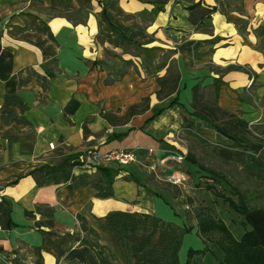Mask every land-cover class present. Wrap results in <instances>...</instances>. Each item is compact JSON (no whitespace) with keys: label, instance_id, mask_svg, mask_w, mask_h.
<instances>
[{"label":"crops","instance_id":"1","mask_svg":"<svg viewBox=\"0 0 264 264\" xmlns=\"http://www.w3.org/2000/svg\"><path fill=\"white\" fill-rule=\"evenodd\" d=\"M242 1L0 0V251L12 264H186L205 247L164 179L178 173L172 155L202 169L203 146L230 141L196 100L264 125V0ZM171 69L177 90L161 98ZM115 149L137 161L64 169Z\"/></svg>","mask_w":264,"mask_h":264},{"label":"trees","instance_id":"2","mask_svg":"<svg viewBox=\"0 0 264 264\" xmlns=\"http://www.w3.org/2000/svg\"><path fill=\"white\" fill-rule=\"evenodd\" d=\"M262 45L264 49L263 41ZM179 78L180 74L173 69L169 75L157 77L158 96L167 97L176 92ZM194 90L197 92V87ZM194 106L209 117V125L223 126L228 130L229 142L204 145L203 149L206 152L204 162L207 164L204 166L212 171V175L205 176V188L214 193L217 199H221L223 204H227L229 215L231 213L232 217L230 226L223 217L214 215L209 207L197 213V234L205 247L199 250L191 248L186 264H190L194 255L204 259L205 264H264V173L238 167V163L251 151L264 162V125L253 126L236 113L222 109L216 103H198L196 100ZM134 111L136 107L131 109L132 113ZM245 137L254 138L258 145L256 150H252ZM88 152L69 157L64 169L84 165L86 162L82 160V156ZM222 166L227 170H221ZM91 167L101 172H112L104 168L103 164H91ZM217 174L229 178L234 188L223 187ZM238 175L242 176V180H238ZM245 186L246 188H243ZM234 228L236 230H233Z\"/></svg>","mask_w":264,"mask_h":264},{"label":"rangeland","instance_id":"3","mask_svg":"<svg viewBox=\"0 0 264 264\" xmlns=\"http://www.w3.org/2000/svg\"><path fill=\"white\" fill-rule=\"evenodd\" d=\"M226 2L229 5L228 6L229 9H231L232 7H235L237 9V11H244L242 0H226ZM263 33H264V31H263ZM259 47L263 48V45H261V46L259 45ZM153 55H154V53H153ZM248 140L254 141V138L250 137V138H248ZM227 142H228V140H226V139H223V140L221 139L220 141H218V143H221V144H224V143L226 144ZM191 144H194V145H191ZM189 145L192 146V149H194V151L200 150V148H197V146H198L197 141H193V142L189 143ZM189 151H192L191 148ZM106 153H103V154H106ZM193 153H195V152H193ZM103 154H101V155H103ZM171 158L175 159L173 161H176L177 165H179V166L176 165L177 168L175 170L178 173L175 174L174 176L170 177L169 179L166 178L164 180H168V181L172 182V185H174L173 193H174L175 197L180 196L179 200H177L176 202L182 203V205H183L182 207L186 210V213L188 214V216L195 219V216L197 215V213L199 211H201L202 209L206 210V207H209L211 209V211L214 213V215L219 216V217H223L227 221V223L231 226L230 218L232 216H231V213L229 215V208L227 207V204H223L221 199H217L215 197L214 193L206 190V188H205L206 184H207V178L205 177L206 176L205 174L208 172V169H206L205 167H203L201 169V167H200V165H198L197 161H195L193 163L194 165H191L190 163H187V161H185L186 157L183 158L180 155H178V156L172 155ZM238 166L240 169H242V168L247 169L248 168V169L254 170V171H256V169H257L256 166H254L248 160V158L245 160H241L239 162ZM80 167L89 168L88 166H85V165L80 166ZM152 170H155V166H152ZM221 170H227V168L222 166ZM237 178H238V180H242L241 175H238ZM165 184L166 183H164L161 186H165ZM222 185H224L223 182H222ZM219 187L221 188V185ZM243 188H246V186ZM242 202H243V198H242ZM203 216L204 215L202 214V217ZM233 230H236V228H234ZM8 257H9V255L0 251V264H12Z\"/></svg>","mask_w":264,"mask_h":264},{"label":"built area","instance_id":"4","mask_svg":"<svg viewBox=\"0 0 264 264\" xmlns=\"http://www.w3.org/2000/svg\"><path fill=\"white\" fill-rule=\"evenodd\" d=\"M50 146L53 147L54 144L51 143ZM136 158L137 155L134 151L126 149L111 150L103 155L96 150H91L82 156V160L86 162L84 165L89 168L91 167V164H102L109 161H116L119 164L126 165L135 162L137 160ZM1 229L2 225L0 224V230Z\"/></svg>","mask_w":264,"mask_h":264}]
</instances>
